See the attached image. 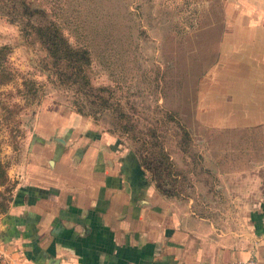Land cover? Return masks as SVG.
<instances>
[{
  "label": "rangeland",
  "instance_id": "1",
  "mask_svg": "<svg viewBox=\"0 0 264 264\" xmlns=\"http://www.w3.org/2000/svg\"><path fill=\"white\" fill-rule=\"evenodd\" d=\"M226 1L24 0L55 21L72 45L87 49L91 84L108 88L99 94L108 97L107 107L87 115L75 112L70 92L48 77L44 50L31 34L10 21L19 17L18 8L0 3L8 73L0 74V203L11 196L8 171L21 164L33 141L37 113L54 109L85 117L132 152L143 149L140 136L158 145L168 159L165 168L143 170L153 186L163 181L170 198H190L229 227L262 218L264 209L249 208L264 193V126L222 129L203 115L221 73L216 35L226 14L245 9ZM255 174L261 175L259 189Z\"/></svg>",
  "mask_w": 264,
  "mask_h": 264
},
{
  "label": "crops",
  "instance_id": "2",
  "mask_svg": "<svg viewBox=\"0 0 264 264\" xmlns=\"http://www.w3.org/2000/svg\"><path fill=\"white\" fill-rule=\"evenodd\" d=\"M225 6L245 9L226 14L216 35L221 73L203 115L222 129L263 127L264 0ZM35 123L21 164L8 171L4 264H232L251 256L264 264V216L229 227L190 198L159 194L131 150L73 112L42 109ZM258 195L249 209H264Z\"/></svg>",
  "mask_w": 264,
  "mask_h": 264
},
{
  "label": "trees",
  "instance_id": "3",
  "mask_svg": "<svg viewBox=\"0 0 264 264\" xmlns=\"http://www.w3.org/2000/svg\"><path fill=\"white\" fill-rule=\"evenodd\" d=\"M3 1L10 4H4L1 1L0 3L3 5L1 8H9V11L12 12H16L15 10L18 8L17 14H19V17L10 21L18 23L21 31L31 34L30 39L36 41L44 50V66L48 77L70 92L75 112L87 115L95 113L99 106L106 108L108 97L99 94L100 91H107L108 88L95 87L91 84L89 77L90 58L87 49L72 45L60 30L58 24L45 17L44 11L30 10L24 0ZM34 15H36L37 20H30ZM5 50V46L0 47V74H2L3 79L7 78L8 74L3 65ZM148 136L156 137L154 134H148ZM136 140H139L140 144L143 145V149L133 151L139 165L144 170L154 172V174L159 173L160 169H164L168 159L162 149L144 137L140 136ZM152 146H157L156 151L151 149ZM4 181L5 174L3 164L0 161V184ZM154 187L159 194L171 197L161 179L156 181ZM7 201H10V196ZM6 207V203H0V212H4Z\"/></svg>",
  "mask_w": 264,
  "mask_h": 264
},
{
  "label": "built area",
  "instance_id": "4",
  "mask_svg": "<svg viewBox=\"0 0 264 264\" xmlns=\"http://www.w3.org/2000/svg\"><path fill=\"white\" fill-rule=\"evenodd\" d=\"M0 264H4V254L0 251ZM232 264H258L255 256H251L245 260L235 261Z\"/></svg>",
  "mask_w": 264,
  "mask_h": 264
}]
</instances>
